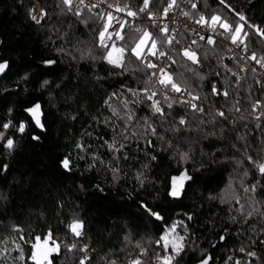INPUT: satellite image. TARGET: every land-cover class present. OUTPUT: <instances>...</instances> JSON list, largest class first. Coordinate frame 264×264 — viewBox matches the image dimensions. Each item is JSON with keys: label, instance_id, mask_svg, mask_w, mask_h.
<instances>
[{"label": "trees", "instance_id": "1", "mask_svg": "<svg viewBox=\"0 0 264 264\" xmlns=\"http://www.w3.org/2000/svg\"><path fill=\"white\" fill-rule=\"evenodd\" d=\"M177 1L214 31L242 26L236 40L264 60V0ZM167 3L149 0L148 9ZM138 25L118 40L122 61L110 63L96 14L63 0H0V264H37L40 249V264H264V81L251 67L236 84L222 41L199 40L194 63L181 50L186 29L168 43L170 30ZM145 31L175 47L168 71L184 93L155 82V69L133 55ZM36 104L42 128L26 111ZM186 167L191 180L175 199L171 176ZM170 228L183 238L178 254L161 240Z\"/></svg>", "mask_w": 264, "mask_h": 264}, {"label": "built area", "instance_id": "2", "mask_svg": "<svg viewBox=\"0 0 264 264\" xmlns=\"http://www.w3.org/2000/svg\"><path fill=\"white\" fill-rule=\"evenodd\" d=\"M171 5V7H169ZM68 8L71 11L77 13H83L86 11L92 12L99 17L100 21L105 23L107 28V35L103 43L106 46H112L115 50H118V56L115 57V60L119 61L121 57V46L118 45L117 33L124 37L125 29L133 24H139L138 29L141 30L144 28L145 24H149L159 30L164 29L167 26V31H171V40L174 41L176 39V35L178 34L179 29L184 28L190 33L189 40L183 44L182 53L185 50H189L196 54L195 45L199 40H208V38H212L213 41L219 40L224 42L229 50L225 54V56L221 59V63L228 68L233 74L237 77L236 84H239L242 80L245 72L253 67L256 71L257 81L261 83L264 81V62L260 59H252L254 52L253 50L246 46L240 44L237 40L233 42V30L229 28L227 31H214L210 26L205 23L195 22L190 18L188 13L184 11L183 2H178L177 0H168V3L161 11H152L149 10L148 7L145 9V6H136L133 0H71V3L68 4ZM120 9V10H117ZM141 9H144L141 11ZM167 10V11H165ZM129 12L136 13L135 16L128 15ZM34 15L37 19L41 20L42 7L41 5H36L33 9ZM108 14H111L112 19L109 21ZM187 14V15H185ZM232 31V34L229 36L227 32ZM203 36L204 39H200ZM193 41H196L193 44ZM175 47L170 46L168 49L166 47H159L154 51L157 52H165V56H146L144 59L145 64L151 62L156 65L154 80L158 83V81L162 78L160 74V69H164V71L170 76L168 71V66L170 65L169 57H171L172 51H174ZM158 59V60H156ZM257 61H260L258 63ZM246 62V63H245ZM236 66H239L241 69H237ZM160 84V83H158ZM161 85V84H160ZM180 93H184L180 91ZM184 96V95H183ZM187 99L189 97L185 96ZM191 99V98H190ZM192 104H195L198 109H202V104L195 103L193 99H191ZM163 251L158 250L156 252V257L153 258L152 262H156L157 258L162 256ZM253 253H250L248 257L253 256Z\"/></svg>", "mask_w": 264, "mask_h": 264}, {"label": "snow or ice", "instance_id": "3", "mask_svg": "<svg viewBox=\"0 0 264 264\" xmlns=\"http://www.w3.org/2000/svg\"><path fill=\"white\" fill-rule=\"evenodd\" d=\"M63 2L65 4H70L71 3V0H63ZM173 2H174V0H173ZM221 3H224V0H221ZM148 4H149V0H144L145 9L148 7ZM169 7H171V5ZM193 7H195V5H193ZM117 10H120V9H117ZM143 10L144 9H141V11H143ZM165 11H167V10H165ZM128 15L135 16L136 13L129 12ZM185 15H187V14H185ZM237 15H239V19L240 20H242V21L245 20V17L242 14H237ZM31 18L33 20H35L37 23L40 22V20L37 19V17L35 15H33ZM41 18H43V12L41 14ZM108 19H109V21L112 19L111 14H108ZM211 21L213 23L218 22V21H220V17L219 16H213V17H211ZM197 22L198 23H200V22L207 23V21H205V18L203 16L200 18V21H197ZM221 26L224 27L226 30H228L230 28V25H228L226 22L225 23H222ZM240 27H242V26H240ZM240 27H237L235 29V31L237 33L240 31ZM162 31L167 32V26H165L164 29H162ZM257 31H260V30L257 29ZM104 36H105V33L104 32H101L100 33V38H101V41L102 42H103ZM117 38L118 39H123V36H121L119 33H117ZM200 39H204V37L201 36ZM232 39H233V42L235 43L236 42V36L233 35V38ZM149 41H151L150 47L148 46ZM171 42H172L171 41V38H169L168 43H171ZM195 43H196V41H193V44H195ZM207 43L213 44L214 41H213L212 38H208ZM113 47H115V45H113ZM145 48H147V52L144 51ZM155 49H157L156 41L153 40V39H151V33L145 31L143 33V35L139 38V40L135 44V46L131 49V51H132L133 55L136 56L137 59L142 60V61L146 58V56H156V55L165 56L166 55L165 52H162V51H160V52L154 51ZM119 51L121 53H123L124 49H119ZM183 55L185 57L191 59L194 63L195 62H198L197 56H196V54L194 52H191L189 50H185L183 52ZM111 56H112V53L109 52L108 53L109 62L110 63H113L114 61H112L110 59ZM251 58L252 59H256L255 54H253V56ZM169 59H171V57H169ZM173 62H175V61H173ZM257 62L260 63V61H257ZM6 67H7V63L6 62L3 63V64H0V72H3V70ZM146 67L154 68V67H156V65L153 64V63H151V62H148L146 64ZM160 74H161V77L162 78L158 81V83H160L161 85H163L165 88L169 87V85H170L171 89L174 90V91H176V92H180L181 91L180 87L175 82L172 81L171 77L164 71V69H160ZM153 75H155V73ZM45 83H47V82H45ZM213 91L214 92L216 91L215 90V86L213 87ZM224 94L227 95L226 92ZM153 95H155V93H153ZM149 99H151V97H149ZM193 99H196V97H193ZM153 107H154V109H155L156 112H158V113L162 112V109L159 107V101H154L153 102ZM169 107H171V104H169ZM192 108L195 110L196 109V105L193 104L192 105ZM199 110L200 111H203V109H199ZM26 111H28L32 115V117H33L36 125L38 127H41L42 128L43 125H42L41 119H40V116H41V113H40V105L39 104H36L33 108L27 109ZM218 114L220 116H223L224 115L223 112H220ZM3 127L6 129V128L9 127V124L6 123V124L3 125ZM18 131L21 132V133H23L25 131V125L23 123L20 124ZM2 137H3V133H0V138H2ZM34 139H36V137H34ZM6 147L9 148V149H11L13 147V140L12 139H8L7 140ZM68 165H69V161L67 159H65L63 161V166L65 168H68ZM257 167L259 168L260 173L261 174H264V164H259V165H257ZM174 181H175V178H174ZM253 190H254V188H253ZM171 195L177 196V195H179V192L176 191L175 188H173V191L171 192ZM157 218H159V217L157 216ZM70 227H71L72 231L74 233H76V235H79L80 233H79V231H77V229L82 228V224H80V223H73ZM36 239H37V244H34L33 245V248L34 249L40 247V244H39L40 238L37 237ZM50 239H51V233L48 234V237L45 238V240L43 241V243L45 245H47ZM180 239L182 240L183 238L181 237ZM161 240L164 241V247H165V250H167L169 242L166 240L165 237H161ZM158 243H159V241H158ZM53 244H55L54 241H53ZM172 247H173V250L175 252H177V254H178V252L180 250H182V244H180V245L173 244ZM56 250H58V245H56L55 247H53L51 249V251H56ZM32 259L33 260H36L37 261V264H40V261L37 259V253L35 251L32 254ZM160 259H162L163 264H170V260L172 259V257H163V258H160ZM113 264H115V262H113ZM132 264H140V261L139 260L133 261ZM202 264H208V261L205 260V261L202 262Z\"/></svg>", "mask_w": 264, "mask_h": 264}, {"label": "water", "instance_id": "4", "mask_svg": "<svg viewBox=\"0 0 264 264\" xmlns=\"http://www.w3.org/2000/svg\"><path fill=\"white\" fill-rule=\"evenodd\" d=\"M0 64H3V63H0ZM6 70H7V67L3 70V72H0V77L6 72ZM174 178H175V181H174ZM190 180H191V174H190L189 168L187 167L181 170L179 173L173 174L170 180L169 195L175 199L181 198ZM173 188H175V190L179 192V195L177 196L171 195ZM44 254H45L44 250L40 249L39 252L37 253V257L44 256Z\"/></svg>", "mask_w": 264, "mask_h": 264}, {"label": "rangeland", "instance_id": "5", "mask_svg": "<svg viewBox=\"0 0 264 264\" xmlns=\"http://www.w3.org/2000/svg\"><path fill=\"white\" fill-rule=\"evenodd\" d=\"M240 27V26H239ZM241 28L242 27H240V31L237 33L235 30H233L234 32H233V35H235L236 37L240 34V32H241ZM103 32L105 33V36H104V39L103 40H105V37H106V35H107V28L105 27L104 28V30H103ZM148 32V31H147ZM103 43V42H102ZM103 45L104 46H106L104 43H103ZM118 45H119V47L121 46L119 43H118ZM151 45V44H150ZM150 47V46H149ZM249 47V46H248ZM121 49H124L123 48V46H121ZM146 49V48H145ZM145 51V50H144ZM109 52H111L112 53V56H111V60H113L114 62H116L117 64H119L121 61H122V58H123V53H124V51H123V53H121V59L119 60V61H117V59L115 60V57L116 56H118V50H115L112 46H108V51H107V55H108V53ZM257 59H259V58H257ZM261 60H262V62H264V60L262 59V57L260 58ZM259 59V60H260ZM77 231H78V229H77ZM167 234V235H166ZM163 237H165L166 238V240L169 242V244L168 245H173V244H177V245H179V243H180V241H181V235L180 234H178V233H176L175 231H174V229L173 228H170V229H168V231L167 232H165L164 233V235H163ZM164 242V241H163ZM75 246H77V244H74L73 246H72V248H74Z\"/></svg>", "mask_w": 264, "mask_h": 264}]
</instances>
